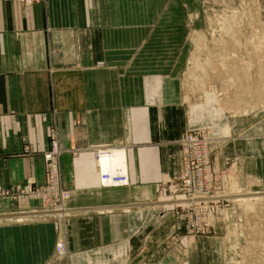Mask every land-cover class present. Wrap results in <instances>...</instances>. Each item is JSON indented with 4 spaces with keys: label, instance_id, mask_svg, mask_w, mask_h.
<instances>
[{
    "label": "crops",
    "instance_id": "crops-1",
    "mask_svg": "<svg viewBox=\"0 0 264 264\" xmlns=\"http://www.w3.org/2000/svg\"><path fill=\"white\" fill-rule=\"evenodd\" d=\"M170 3L0 0V264H49L54 254L53 222L19 195L44 181L41 153L53 126L71 193L70 264H141L139 249L159 251L173 211L155 203L176 180L177 140L191 123L220 137L214 178L230 164L238 178L264 186V119L219 125L203 112L189 123L180 82L169 77L175 62L163 60L172 32L156 28L159 7ZM111 143L125 147L127 186H101L84 151Z\"/></svg>",
    "mask_w": 264,
    "mask_h": 264
},
{
    "label": "rangeland",
    "instance_id": "rangeland-1",
    "mask_svg": "<svg viewBox=\"0 0 264 264\" xmlns=\"http://www.w3.org/2000/svg\"><path fill=\"white\" fill-rule=\"evenodd\" d=\"M159 8L162 19L156 28L172 32L170 40L174 48L171 51L165 40L163 60L167 64L171 60L175 62V68L168 71L169 77L180 82L189 123L203 112L213 113V121L219 125L232 120L247 124L256 116L262 122L264 0H171ZM156 9L155 6V12ZM187 131L209 138L206 175L210 189L204 196L192 199L181 190L184 168L180 140ZM187 131L177 140L180 165L176 180L159 188L161 197L155 203L173 211L168 215L172 222L166 228L172 223L174 228L164 229L170 232V237L154 256L149 254L156 248L148 246L138 250L141 264H264V186L252 177L238 178L231 173L230 164L223 167L218 179L214 178L212 144L220 137L212 134L207 124L197 127L196 122L191 123ZM47 139L48 147L42 151V157L50 149L49 136ZM56 139L60 146L58 128ZM86 152L90 153L87 155L97 170L95 156L89 149ZM250 195L263 198L241 201ZM39 206L40 203L35 213L47 215L52 222L64 215L56 208ZM67 209L64 222L68 223L69 202ZM174 221L181 222L183 228L177 227ZM69 258L70 251L67 257L54 253L49 264H70Z\"/></svg>",
    "mask_w": 264,
    "mask_h": 264
},
{
    "label": "built area",
    "instance_id": "built-area-1",
    "mask_svg": "<svg viewBox=\"0 0 264 264\" xmlns=\"http://www.w3.org/2000/svg\"><path fill=\"white\" fill-rule=\"evenodd\" d=\"M21 5H31L34 2H46V0H17ZM48 136L51 141L49 151L43 155L45 181L42 185L36 187L24 186L21 189L22 194L32 200H38L40 208H56L64 215H59L60 219L53 221L54 230L58 233V240L55 244V252L58 257H67L69 248H67V222H64V216L67 217V203L71 196L68 188L62 184V172H60V157L62 150L58 144L57 128L50 127ZM180 144L182 147L183 174L181 177L182 192L186 197H202L209 192V183H207L206 169L209 163V138L199 132L187 131L181 136ZM87 151V148L85 149ZM92 155L95 156L96 171L99 175V183L104 187L127 186L129 183L128 170H104L98 166L103 162L104 155H111L112 152L126 153L123 146L96 145L89 148ZM74 157H77L78 150L71 151ZM126 163V160H125ZM197 170V171H196ZM180 185V184H179ZM177 187V186H175Z\"/></svg>",
    "mask_w": 264,
    "mask_h": 264
},
{
    "label": "bare ground",
    "instance_id": "bare-ground-1",
    "mask_svg": "<svg viewBox=\"0 0 264 264\" xmlns=\"http://www.w3.org/2000/svg\"><path fill=\"white\" fill-rule=\"evenodd\" d=\"M103 162L98 166V168L104 169V170H111L112 169L110 167H112L115 170H123L126 167V155H124V153L121 151L119 153H116V151L112 152L111 155H104L103 156ZM110 167H109V165ZM254 193V192H253ZM219 196V195H218ZM259 199V198H263V197H252V195L250 196H246L243 197L241 199V201H250L251 199Z\"/></svg>",
    "mask_w": 264,
    "mask_h": 264
}]
</instances>
